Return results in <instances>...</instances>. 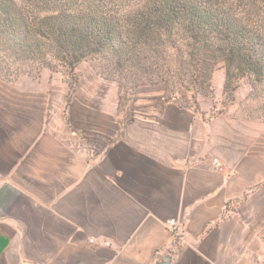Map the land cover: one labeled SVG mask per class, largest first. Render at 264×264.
<instances>
[{"label": "crops", "instance_id": "0c3cea01", "mask_svg": "<svg viewBox=\"0 0 264 264\" xmlns=\"http://www.w3.org/2000/svg\"><path fill=\"white\" fill-rule=\"evenodd\" d=\"M225 82L199 110L148 102L64 135L1 87L0 264H264V122L211 115Z\"/></svg>", "mask_w": 264, "mask_h": 264}, {"label": "trees", "instance_id": "16d2710c", "mask_svg": "<svg viewBox=\"0 0 264 264\" xmlns=\"http://www.w3.org/2000/svg\"><path fill=\"white\" fill-rule=\"evenodd\" d=\"M87 60L121 92L192 91L196 110L222 62L224 91L246 78L255 105L242 114L264 122V0H0L1 76L70 74Z\"/></svg>", "mask_w": 264, "mask_h": 264}, {"label": "rangeland", "instance_id": "374dc122", "mask_svg": "<svg viewBox=\"0 0 264 264\" xmlns=\"http://www.w3.org/2000/svg\"><path fill=\"white\" fill-rule=\"evenodd\" d=\"M95 64L92 60L84 61L70 74L44 70L39 79L26 75L18 78L0 75V88H9L10 108L24 112L27 120L38 119L45 134H83L85 130L88 133V130L95 128L87 127L85 119L128 121L137 110L142 109L139 104L148 102H175L183 106H194L192 91L173 98L164 83L144 85L135 91L125 87L121 92L119 84L103 76ZM215 73L226 75L224 63L217 65ZM212 87L213 96L201 94L209 101L217 94L213 80ZM250 92L251 87L246 78L234 83L231 90L224 91V96L219 94L218 109L211 115L220 113L225 106L230 107L234 113L245 112L250 115L255 105V102L248 99Z\"/></svg>", "mask_w": 264, "mask_h": 264}, {"label": "built area", "instance_id": "2783aa9c", "mask_svg": "<svg viewBox=\"0 0 264 264\" xmlns=\"http://www.w3.org/2000/svg\"><path fill=\"white\" fill-rule=\"evenodd\" d=\"M216 165L220 170H223V165L221 162L216 161ZM169 227L173 231V237L179 242L181 239H183V232L180 226L178 225L177 220L173 219L170 220L168 223ZM107 245H110V242H106Z\"/></svg>", "mask_w": 264, "mask_h": 264}]
</instances>
